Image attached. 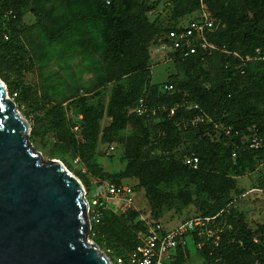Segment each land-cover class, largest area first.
<instances>
[{"label": "rangeland", "instance_id": "1", "mask_svg": "<svg viewBox=\"0 0 264 264\" xmlns=\"http://www.w3.org/2000/svg\"><path fill=\"white\" fill-rule=\"evenodd\" d=\"M8 4L21 23L0 51V82L28 121L30 146L78 178L87 203L106 183L133 188L132 207L122 211L107 200L101 241L91 228L86 240L115 264L155 221L223 211L232 232L214 246L218 258L188 238L175 264H264V151L216 156L217 144L236 143L220 123L264 138V64L250 63L245 75L221 69L217 58L174 65L157 51L165 38L153 27L205 17L211 41L254 58L264 46V2L0 0V13ZM100 9L113 14L99 16ZM168 83L173 91L164 89ZM140 99L159 110L137 115ZM223 105L231 108L225 118ZM190 155L200 170L184 166Z\"/></svg>", "mask_w": 264, "mask_h": 264}, {"label": "water", "instance_id": "2", "mask_svg": "<svg viewBox=\"0 0 264 264\" xmlns=\"http://www.w3.org/2000/svg\"><path fill=\"white\" fill-rule=\"evenodd\" d=\"M0 82V264H114L94 242L81 182L30 146Z\"/></svg>", "mask_w": 264, "mask_h": 264}, {"label": "built area", "instance_id": "3", "mask_svg": "<svg viewBox=\"0 0 264 264\" xmlns=\"http://www.w3.org/2000/svg\"><path fill=\"white\" fill-rule=\"evenodd\" d=\"M15 18V12L12 9H1L0 25L3 30L0 33L1 41H8L9 34L5 31V23L10 19ZM209 23L205 17L186 23L184 25L174 26L168 29L165 34V40L156 46L157 51L163 54L167 61H173L174 52H179L183 56H190L197 53L219 52L225 55L237 58L240 68L251 60H256L264 63V49L256 50L254 58L242 57L236 51H231L224 46L220 47L209 41L206 29ZM243 74L244 70L241 68ZM164 89L172 91L173 85L168 83L164 85ZM159 107L147 110L143 99H140L134 111L137 115L155 114ZM78 126L75 125L74 129ZM220 131L227 137L239 136V131L230 125L219 124ZM244 146L247 149L258 150L264 148V138L257 132L252 131L240 136ZM185 164L196 168L199 162L198 157L190 155L185 157ZM133 188L122 183H106L97 197L91 199L87 203V213L92 222L97 224L103 216V210L106 208V201L112 200L117 204L119 209L127 211L132 207ZM218 212L211 215H194L172 225H166L161 221L153 222L147 229L146 235L142 243L136 250L127 257L130 264H172L178 249L187 243V239H191L197 249H202L207 244L212 246L217 245L221 234L225 229H232L231 223L227 220V213ZM91 228V227H90ZM196 237V238H195ZM195 239V240H194ZM124 258H117V263L121 264Z\"/></svg>", "mask_w": 264, "mask_h": 264}, {"label": "trees", "instance_id": "4", "mask_svg": "<svg viewBox=\"0 0 264 264\" xmlns=\"http://www.w3.org/2000/svg\"><path fill=\"white\" fill-rule=\"evenodd\" d=\"M262 2H264V0H261ZM4 7H2L3 9H12L14 12H15V18H12L10 19L9 21L6 22V25L8 26V34H9V40L8 41H1L0 43V51H4V50H7L9 48V43L12 39V35L15 33L19 23L20 22V17H19V14L18 12L13 8L11 7L10 4L8 5H3ZM113 13L111 12H108L106 10H101L99 11V16H112ZM126 19H134L135 17L132 16V15H129V14H126L125 15ZM246 19V18H244ZM155 22V21H154ZM6 25H5V28H6ZM153 27L156 29V30H163L164 34L165 32L170 29V28H173L174 26L172 25H168V23H166L165 26L163 25H160V23H158L156 21V23L153 24ZM7 28H6V32H7ZM2 29V26L0 25V33L3 31L1 30ZM209 39V37H208ZM13 41V40H12ZM210 42L222 47L224 46L225 48L231 50V51H235L233 50L231 47H229L228 45H226L225 43H216V42H213L211 41V39H209ZM262 49H264V46L262 47ZM237 52V51H236ZM238 53V52H237ZM239 54V53H238ZM174 55V59L172 61V63L174 65H178V64H185V63H193V64H197V63H200L202 62L203 60L205 59H208V58H217L218 61L220 60L221 62V69L223 70H228V71H231L232 68L235 69V71L240 74V75H245L246 74V71L248 70V66L250 65V63H259V64H264L263 62H260V61H256V60H251V61H248L244 64H241V67L238 68L237 67V64L239 63V60L237 58H233V56H230V55H225V54H222V53H219V52H211V53H197V54H194V55H190V56H183L181 55L179 52H174L173 53ZM240 55V54H239ZM242 56V55H241ZM244 57V56H242ZM241 68L244 70V73L242 74L240 72ZM172 84V83H170ZM173 85V84H172ZM174 88V86H173ZM173 91V90H172ZM228 97H230V94L227 95ZM217 105V104H216ZM157 107V105L155 106ZM214 110L217 111V108L214 107ZM221 113L220 115L222 116V118L224 117H227L229 115V112L231 111V108L227 105H223L222 108H221ZM218 112V111H217ZM254 131V130H253ZM241 132V131H240ZM240 132H239V136L238 135H235L233 137H230L232 140H236L235 144L231 143L230 145H225V144H217L216 146V156L217 157H222L224 156L227 152H235L237 151L238 153L240 154H243V155H246L248 153H260V152H263L264 151V148L262 149H258V150H251V149H247L245 146H244V143L242 142V139L240 138ZM252 132V131H251ZM257 132L259 135L260 133L258 131H255ZM34 134H41L39 131H33ZM229 137V136H228ZM263 137V136H262ZM90 140L88 138H86V144L89 145L90 144ZM86 145V146H87ZM199 159V158H198ZM183 164L184 166L190 168V169H194V170H200L201 168V161L199 160L198 162V165L196 168H193L192 166H189L187 164H185L184 160H183ZM105 210V209H104ZM103 210V216L100 220L99 223L95 224L92 222V225H91V233H93V239L96 243L100 242L101 239H102V236L103 234L97 229V227L103 222V219L105 217V211ZM213 213V212H212ZM207 214H211V213H207ZM231 222V221H230ZM232 225V224H231ZM232 232V229L228 230V229H225V231L221 234V240H223L224 237H228ZM196 238V237H195ZM195 240V239H194ZM181 249V248H180ZM177 250L176 252V255H175V259L174 261L172 262V264H175V260H176V256L179 252V250ZM203 254H206V255H209L210 257H213V256H216V258H218L217 256L218 255V252H219V246H212L211 244H207L206 246H204L201 250H200ZM133 254V253H132ZM131 255V254H130ZM130 255H127V256H124L122 254H119L116 258H124L123 262L121 264H130L128 261H127V257H129ZM261 259H262V255L260 254L259 256ZM115 264H119L117 263L116 259H115Z\"/></svg>", "mask_w": 264, "mask_h": 264}]
</instances>
